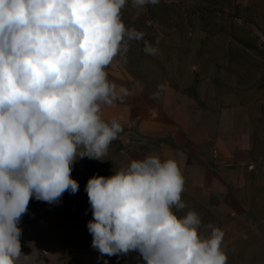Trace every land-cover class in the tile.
Wrapping results in <instances>:
<instances>
[{"label":"clouds","instance_id":"1","mask_svg":"<svg viewBox=\"0 0 264 264\" xmlns=\"http://www.w3.org/2000/svg\"><path fill=\"white\" fill-rule=\"evenodd\" d=\"M125 4L0 0V264L28 260L18 224L30 198L54 204L66 191L75 194L77 156L103 160L123 131L117 119L105 122L101 109L129 95L105 69L145 35L125 28ZM144 51L155 55L158 48L145 41ZM165 89L159 85L154 98ZM183 190L178 163L158 155L133 160L110 177H91L85 191L92 248L107 257L138 252L145 264H227L222 230L209 225L210 235L202 237L197 213H173L186 207Z\"/></svg>","mask_w":264,"mask_h":264},{"label":"rangeland","instance_id":"2","mask_svg":"<svg viewBox=\"0 0 264 264\" xmlns=\"http://www.w3.org/2000/svg\"><path fill=\"white\" fill-rule=\"evenodd\" d=\"M120 16L126 29L145 35L129 41L125 56L117 55L107 66L112 77L118 76L128 89L149 94L156 108L166 97L171 103L181 100L187 111L183 118L217 120L218 116L236 126L247 119L260 120L264 131V0H159L143 7L126 0ZM145 41L158 48L155 55L145 53ZM162 84L166 89L154 98ZM227 108L230 112L225 115L222 110ZM126 154L123 144L111 143L103 160L77 156L71 172L79 184L75 194L66 191L54 204L30 198L18 224L26 264H145L138 252L101 256L92 248L87 228L93 219L87 181L126 168ZM185 180L181 200L186 207H173V213L178 218L189 211L197 213L202 237L210 235L209 225L223 230L231 208L215 198H202ZM243 227L235 224L231 229ZM229 241L223 238V252ZM255 241L248 244L246 255L236 251L232 264H264V252L254 253Z\"/></svg>","mask_w":264,"mask_h":264},{"label":"crops","instance_id":"3","mask_svg":"<svg viewBox=\"0 0 264 264\" xmlns=\"http://www.w3.org/2000/svg\"><path fill=\"white\" fill-rule=\"evenodd\" d=\"M106 71V70H105ZM108 73V80L118 87L121 80ZM129 95L112 106L103 105L102 119H117L123 131L112 143L127 141L128 166L133 160L148 155L174 159L184 180L192 190L207 200L217 199L231 211L223 227L229 241L224 247L232 264L237 253L247 254L248 244L256 240L255 254L264 252V131L262 121L247 119L241 125L235 121L214 118H183L181 100L171 103L167 97L156 108L149 94L128 89ZM153 110L156 115L153 116ZM223 113L230 109L222 110ZM228 122H232L231 125ZM83 151V148H82ZM200 205L209 207L208 202ZM254 223H256L254 225ZM235 224L243 229L232 230ZM262 224V225H261ZM203 237H208L205 235ZM238 245V246H237ZM237 251V253H236Z\"/></svg>","mask_w":264,"mask_h":264},{"label":"water","instance_id":"4","mask_svg":"<svg viewBox=\"0 0 264 264\" xmlns=\"http://www.w3.org/2000/svg\"><path fill=\"white\" fill-rule=\"evenodd\" d=\"M123 144H124V146H126L127 145V141H124Z\"/></svg>","mask_w":264,"mask_h":264}]
</instances>
